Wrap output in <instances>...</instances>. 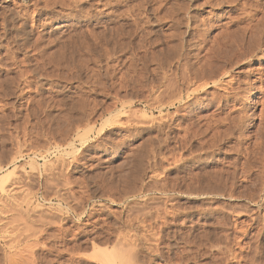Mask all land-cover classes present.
<instances>
[{"label":"rangeland","instance_id":"1","mask_svg":"<svg viewBox=\"0 0 264 264\" xmlns=\"http://www.w3.org/2000/svg\"><path fill=\"white\" fill-rule=\"evenodd\" d=\"M263 4L0 0V264H264L261 63L193 77Z\"/></svg>","mask_w":264,"mask_h":264},{"label":"bare ground","instance_id":"2","mask_svg":"<svg viewBox=\"0 0 264 264\" xmlns=\"http://www.w3.org/2000/svg\"><path fill=\"white\" fill-rule=\"evenodd\" d=\"M254 1V0H253ZM56 2V1H55ZM60 2V1H59ZM45 3V2H44ZM234 3V2H233ZM257 3V2H255ZM38 4V3H37ZM61 4V3H60ZM245 4V3H244ZM249 4V2H248ZM247 4V5H248ZM63 5V4H62ZM250 5V4H249ZM248 5V6H249ZM253 5V4H252ZM264 5V4H263ZM214 6V5H213ZM246 6V5H245ZM40 7V6H39ZM251 7V5H250ZM249 7V8H250ZM254 7H255V4H254ZM257 8L259 7L256 6ZM218 8V7H217ZM242 8V7H241ZM252 8V7H251ZM250 8V9H251ZM257 8L255 10V12L257 11ZM262 8V7H261ZM245 9V8H244ZM249 9V10H250ZM255 9V8H254ZM33 10V9H32ZM248 9L247 11L246 10H243L241 12V17H244L247 19V23L244 25L242 24L241 27H239V29H237L238 31L240 30V32H237L238 34L234 33L233 32V35L236 34L234 37H229V36H232L231 35V32L230 34H228L229 36L227 37H224L222 35L221 37V34L218 36L221 39L222 41V47H216L215 48V45H213L214 47L212 48H215V52L214 49H211L213 53H215L214 55L215 56H218L220 58V61L222 62V64L219 66V68L215 67L214 64L212 65L211 62L209 61H203L201 64L199 63L198 66L196 67V69L194 70V75L193 77L195 78V80L197 82L200 83V86H206V85H209V84H213V85H216V83L219 81H224V78H228L231 76V74L233 73L232 71L234 70H237L236 73L238 74H247L249 73L250 74V69H249V66L254 63L255 61H258L260 64V66H262L261 70H259L256 75V79H255V82H261V86L259 88H255L253 86L254 82H250L247 78V76H245L243 79H239V84H243V85H246L247 86V89L249 91H260L261 94L264 96V9L262 8V11H261V15L260 16H257L255 12H250ZM249 11V12H248ZM259 11V10H258ZM37 16V15H36ZM29 17V16H28ZM223 17V16H222ZM240 17V15H239ZM30 18V17H29ZM242 18V19H244ZM238 19V17H237ZM233 21V20H232ZM203 22V21H202ZM236 22H239V21H236ZM244 23V22H243ZM205 24V23H204ZM240 24V23H239ZM227 25V24H226ZM237 28V27H236ZM228 32V31H227ZM202 37V36H201ZM217 39V38H216ZM219 39V38H218ZM216 42V41H214ZM213 42V43H214ZM217 45V44H216ZM223 46L224 49H223ZM207 48V47H206ZM210 49V48H209ZM207 52V51H206ZM213 53L211 55H213ZM207 54V53H206ZM213 56V57H215ZM14 57V56H12ZM11 58V57H10ZM206 58V57H205ZM209 58V57H208ZM212 58V57H211ZM216 59V57L214 58ZM212 59V60H214ZM218 59V58H217ZM1 60V59H0ZM215 67L217 69H219V71H215L213 70L212 67ZM250 70V71H249ZM235 72V71H234ZM248 74V75H249ZM235 75V74H234ZM232 77V76H231ZM229 80H225L223 83L225 84V90H230V91H235L233 90V83H234V77H232ZM192 78V77H191ZM215 78H217V80H215ZM210 80V81H209ZM192 81V80H191ZM238 81V79H237ZM235 83V84H236ZM260 84V83H259ZM28 85V84H27ZM198 85V84H197ZM196 85V86H197ZM212 85V86H213ZM29 89V88H28ZM237 89L239 90V86L237 87ZM181 91V90H180ZM224 91V90H223ZM9 92V91H7ZM227 92V91H226ZM226 94V93H225ZM216 97V96H215ZM240 97V96H239ZM214 98V97H213ZM243 98V97H242ZM215 99V98H214ZM195 101V100H194ZM201 103V102H200ZM210 103V102H209ZM237 103V102H236ZM259 102H256V103H253V104H258ZM217 107V106H216ZM228 109V108H227ZM236 110V109H235ZM264 110V109H263ZM232 111V110H231ZM234 111V110H233ZM261 111V110H260ZM251 113V112H250ZM262 113V112H261ZM206 116V115H205ZM209 116V114H208ZM207 116V117H208ZM217 116V115H216ZM226 116V115H225ZM227 117V116H226ZM232 119V118H231ZM207 121V120H206ZM214 121V120H213ZM211 122V121H210ZM209 122V123H210ZM236 126V125H235ZM244 127V126H243ZM234 128V127H233ZM185 130V128H184ZM192 130V129H191ZM99 131V130H98ZM194 131V130H193ZM231 131V130H230ZM213 132V130H212ZM215 132V131H214ZM220 132V131H219ZM84 133V132H82ZM189 133V132H188ZM201 133V132H200ZM208 133V132H207ZM242 133V132H241ZM85 134V133H84ZM192 134V133H191ZM239 134V133H238ZM86 135V134H85ZM84 135V136H85ZM202 135V134H201ZM219 135V134H218ZM83 136V134H82ZM194 136V135H193ZM215 136V135H214ZM228 136V135H227ZM180 137V136H179ZM77 138V137H76ZM80 138V137H79ZM192 138V137H191ZM215 138V137H214ZM226 138V137H225ZM185 139V138H184ZM238 139V138H237ZM259 139V138H258ZM257 139V140H258ZM207 140V139H206ZM210 140V139H208ZM263 140V139H262ZM219 141V140H218ZM217 141V142H218ZM209 142V141H208ZM259 142V140H258ZM205 143V142H204ZM180 144V143H179ZM184 145V144H183ZM180 146V145H179ZM191 146V145H190ZM256 146V145H254ZM213 147V146H212ZM245 147V146H244ZM185 148V147H184ZM203 148V147H202ZM191 149V148H190ZM208 149V148H207ZM238 149V148H237ZM241 149V148H240ZM260 149V148H259ZM204 150V149H203ZM225 150V149H224ZM258 150V149H257ZM256 150V151H257ZM192 151V150H191ZM250 151V150H249ZM228 152V151H227ZM235 152V151H234ZM237 152V151H236ZM245 152V151H244ZM190 153V152H189ZM246 154V153H245ZM248 155V154H247ZM255 156V155H253ZM260 156V155H259ZM202 158V157H201ZM262 157H260L261 159ZM264 158V157H263ZM59 160V159H58ZM193 161V160H192ZM228 162V161H227ZM50 164V163H49ZM232 164V163H231ZM233 165V164H232ZM262 165V164H261ZM247 167V166H246ZM259 167V166H258ZM142 169V168H141ZM140 169V170H141ZM139 170V171H140ZM224 170V169H223ZM244 170V169H243ZM212 171V170H211ZM220 171V170H219ZM216 172L214 175H216L215 177L213 176V178H218L219 182L221 183L222 182V176L220 175V172ZM11 173V171L9 172ZM219 174V175H218ZM222 174V173H221ZM233 174V173H232ZM213 175V174H212ZM219 176V177H218ZM229 176V175H228ZM258 176V175H257ZM154 177V176H153ZM264 177V176H263ZM209 178V177H208ZM1 180V179H0ZM206 180V179H205ZM264 180V179H263ZM2 181V180H1ZM190 181V180H189ZM208 181V179H207ZM212 181V180H211ZM155 183V182H154ZM201 183V182H200ZM15 184V183H14ZM226 185V182L224 183ZM19 185V184H18ZM25 185V184H24ZM27 186V185H26ZM146 186V185H145ZM157 186V185H156ZM213 186V185H212ZM215 186V185H214ZM221 186V185H220ZM218 186V187H220ZM223 186V185H222ZM6 187V186H4ZM18 187V186H17ZM22 187V186H21ZM210 187V186H209ZM151 189V188H150ZM160 189V188H159ZM214 189V188H213ZM219 189V188H218ZM15 190V189H14ZM60 191V190H59ZM220 191V190H218ZM216 191V192H218ZM58 192V191H57ZM203 193V192H202ZM206 193V192H205ZM212 193V192H211ZM215 193V192H214ZM217 194V193H216ZM215 194V195H216ZM224 194V193H223ZM219 195V193H218ZM222 195V194H221ZM27 196V195H26ZM228 196V194H227ZM58 197V196H57ZM207 197V196H206ZM220 197V196H219ZM257 197V196H256ZM3 198V197H2ZM63 201V200H62ZM30 202V201H29ZM28 202V203H29ZM146 203V202H145ZM5 205V204H4ZM27 206V205H26ZM25 206V207H26ZM6 207V206H5ZM148 207V206H147ZM1 209V208H0ZM59 209V207H58ZM247 209V208H246ZM233 210V209H232ZM241 210V209H240ZM8 211V210H7ZM235 212V211H234ZM238 212V211H237ZM95 213V212H94ZM239 214V213H238ZM245 215V214H244ZM238 216V215H237ZM255 216V214H254ZM259 216V215H258ZM257 216V217H258ZM223 217V216H222ZM6 219V218H5ZM251 219V217H250ZM258 219V218H257ZM87 220V219H85ZM223 221V220H222ZM258 221V220H257ZM139 222V221H138ZM142 222V221H141ZM144 223V222H143ZM129 224V223H128ZM222 224V222H221ZM217 225V224H216ZM218 227V226H217ZM227 227V226H226ZM234 227V226H233ZM93 229V228H92ZM226 229V228H225ZM234 229V228H233ZM121 230V229H120ZM122 232V231H120ZM131 233V232H130ZM129 233V234H130ZM138 233V232H137ZM150 233V232H149ZM121 234V233H120ZM227 234V233H226ZM36 235V234H35ZM135 236V235H134ZM133 236V237H134ZM143 236V235H142ZM148 236V235H147ZM206 236V235H205ZM257 236V235H256ZM126 237V236H125ZM212 237V236H211ZM249 237V236H248ZM222 238V237H221ZM226 238V237H225ZM250 238V237H249ZM125 239V238H124ZM210 239V238H209ZM218 240V239H217ZM134 241V240H133ZM236 242V241H235ZM185 243V242H184ZM207 243V242H206ZM122 245V244H121ZM217 245V244H216ZM230 245V244H229ZM237 245V244H236ZM256 245V244H255ZM223 246V245H222ZM178 247V246H177ZM212 247V246H211ZM217 247V246H216ZM262 247V246H261ZM58 248V247H57ZM151 248V247H150ZM242 248V247H241ZM262 249V248H261ZM104 250V249H103ZM201 250V249H200ZM218 250V249H217ZM250 250V249H249ZM259 250V249H258ZM58 251V250H57ZM181 251V250H180ZM220 251V250H219ZM257 251V250H256ZM96 252V250H95ZM183 252V251H182ZM218 252V251H217ZM221 252V251H220ZM108 254V252H106ZM178 253V252H177ZM181 253V252H180ZM222 253V252H221ZM227 253V252H226ZM161 254V253H160ZM254 254V253H253ZM110 255V254H108ZM114 255V254H113ZM231 255V254H230ZM242 255V254H241ZM246 255V254H245ZM261 255V254H260ZM123 256V255H122ZM164 256V255H163ZM180 256V255H179ZM114 257V256H113ZM224 257V256H223ZM227 257V256H226ZM232 257V256H231ZM237 257V256H236ZM249 257V256H248ZM173 258V257H172ZM179 258V257H178ZM201 258V257H200ZM215 258V257H214ZM220 258V257H218ZM257 258V257H256ZM115 259V258H114ZM191 259V258H190ZM217 259V258H216ZM230 259V258H229ZM252 259V257H251ZM232 260V259H231ZM221 261V260H220ZM233 261V260H232ZM231 261V262H232ZM252 261V260H251ZM57 262V261H56ZM236 262V261H235ZM150 263V262H149ZM209 263V261H208ZM261 263V262H260ZM119 264V263H118ZM156 264V263H155ZM207 264V263H206ZM249 264V263H248Z\"/></svg>","mask_w":264,"mask_h":264}]
</instances>
